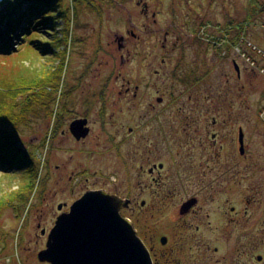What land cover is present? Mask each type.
Instances as JSON below:
<instances>
[{"label": "rangeland", "instance_id": "1", "mask_svg": "<svg viewBox=\"0 0 264 264\" xmlns=\"http://www.w3.org/2000/svg\"><path fill=\"white\" fill-rule=\"evenodd\" d=\"M15 2L0 3V18H17ZM138 2L58 0L66 16L36 33L45 54L7 35L0 57L24 56L35 78L0 81V130L32 162L0 172V264H47L37 226L91 187L133 198L123 216L142 236L168 235L159 253L170 261L264 264V0H141L147 15ZM79 117L87 136L63 135ZM239 126L248 158L235 160ZM153 163L164 166L153 178L138 170Z\"/></svg>", "mask_w": 264, "mask_h": 264}, {"label": "water", "instance_id": "2", "mask_svg": "<svg viewBox=\"0 0 264 264\" xmlns=\"http://www.w3.org/2000/svg\"><path fill=\"white\" fill-rule=\"evenodd\" d=\"M85 125V120L71 123L70 132L77 140L87 136ZM242 138L240 134V141ZM194 203V200L186 202L183 210ZM128 205V200L103 190L85 192L71 204L68 212L56 218L45 248L37 254L38 261L47 264H153L132 222L121 214Z\"/></svg>", "mask_w": 264, "mask_h": 264}, {"label": "trees", "instance_id": "3", "mask_svg": "<svg viewBox=\"0 0 264 264\" xmlns=\"http://www.w3.org/2000/svg\"><path fill=\"white\" fill-rule=\"evenodd\" d=\"M20 1L22 2L20 3ZM57 1L58 0H19V2H15V4L12 3L11 7L13 5L15 6L14 12L17 13V18L12 19L13 21L10 19L12 15H6L3 18H0V26L4 25L5 31H1L2 28L0 27V40H2L0 41V53L2 52L6 54L10 50V46L8 47L5 45L7 35L10 33H18V31L22 33L19 41L26 42V47L32 46L39 50L41 54L47 53V50L43 48L44 44L39 40L41 37H38L36 33L38 34L39 27H46L48 24L53 27L57 26L59 22H54L55 16H60L59 18H61V20L66 16V11L64 10L59 14L58 11L53 10L57 8V5H54ZM51 11H54V15L46 17L45 14ZM42 14L44 15L41 16ZM42 29L43 28H41V30ZM42 32L50 36L48 32ZM3 110L4 108L0 109L1 112H3ZM10 119L11 118L9 117L7 120ZM4 123L5 126H9L8 121H4ZM12 128L14 129V127ZM13 134L14 133H12V135ZM13 142L11 134L0 130V172H15L29 167L30 161L28 160V157H26ZM31 184L32 183L26 188H29Z\"/></svg>", "mask_w": 264, "mask_h": 264}, {"label": "flooded vegetation", "instance_id": "4", "mask_svg": "<svg viewBox=\"0 0 264 264\" xmlns=\"http://www.w3.org/2000/svg\"><path fill=\"white\" fill-rule=\"evenodd\" d=\"M140 2H141V0H140ZM140 2H138V4H137L138 7L140 8V11L144 15L149 14L150 13V11L148 9L149 6L146 3H140ZM151 15L154 16V13H151ZM171 32L172 31H164V37H163V43H162V45L164 44L162 46L163 48L165 47V44L168 42V39H170L169 36L171 35ZM127 33L129 35H131V37L134 38V39H136V40H137V38H140V36L138 34H135L132 30L129 31V32H127ZM125 35L122 34V35H120L119 37L116 38L117 41H118V44L120 45L119 46L120 47L119 49H123L122 48L123 45L125 46L124 41L126 40V38H128ZM173 48H174V50L176 49L175 43H174V47ZM159 63L160 64H165L166 61L164 59H161L159 61ZM234 65H235V68L234 69L236 70L237 76L239 77V71H238L237 65L235 64V61H234ZM156 73H158V71ZM135 90H136V92L138 91V86L135 88ZM130 92H131V87L128 86V88H126V90H125V94L128 95ZM161 101H162V99L159 98V97H157V102L158 103H161ZM83 118H85V117L76 118V119L72 120L71 122H74L75 120H83ZM89 119H90L89 117L85 118V120H87V126H88V128H90V126H91L90 123H89V121H88ZM216 125H217V120H215L213 118V120L210 122V124H208L209 127L212 126L213 130L212 131H209V127L205 130V133H206L205 134V137H204L205 140H206L205 142H206L207 146L210 147V148L215 147L216 144H217V142H218L217 139L219 138V135L214 131V127ZM62 134L63 135H68L69 137L72 136V134L70 133V130H68L67 132H63ZM240 134H242V131H241V127L239 126L238 127V138H237V140L235 138L232 139L233 146H232V150L231 151H232V156L234 157L233 159H235V160L237 158H239V159H246V158H248L247 152H246L247 151V146H246L245 141H243V138H242V141H240V139H239ZM76 142H80V141H76ZM221 147L223 149V146H221ZM226 156H227V158L231 157V155L229 153H227ZM231 164L232 165H235V162L233 161ZM163 168H164L163 164H161V163H157V164L156 163H153V164H150V165L142 164V165H140L138 167V170L141 172L142 175L149 176V177H152L153 178L154 174L155 173H158L159 174L160 171L163 170ZM69 178L71 180V177H69ZM153 180L156 181L155 179H153ZM96 190H102V189L96 188V187L86 188L81 193V195L78 198H80L85 192H88V191H96ZM103 191H105V190H103ZM106 192L111 193L113 195H116V196L120 197L123 200H128L129 201V205H128V207L126 209H130L132 207L133 198L131 199V198L123 197L120 194L115 193V192H109V191H106ZM189 200H194L195 203L188 210H183L184 204L187 201H189ZM197 203H198V200L195 197H191L190 199L186 200L185 202H182V205L178 209V214H180L181 217L182 216L185 217V216L189 215L190 213H192V212L195 211L194 209L197 206ZM66 205H67L66 203H63V204H58L56 206V210L59 211V214H56V216L54 218H50L49 219V221L51 222V224L48 227V229L40 228V225L37 226V228L39 229L40 237H43V238H45V240H47V236H48L50 230L52 229V227L54 226V223L56 221V218L61 213H64V212H68L69 211V207L71 205H68V206H66ZM145 205H146V203H145L144 200H141L138 203V206H140L141 208L144 207ZM126 209H123V210H126ZM122 211H121V214L123 215ZM132 224H133V222H132ZM133 226H134V224H133ZM136 231H137L138 236L140 237V239L143 241V243L145 244L146 248L148 249L153 264H183L182 261L179 260V259H175V260L170 261L169 260V257L165 256V254H160L159 253V252L165 251V249L167 247H169L170 239H169L168 235L167 236H165V235H162V236H160V235H151L149 237V236H146V235L145 236L140 235L139 234V231L137 229H136ZM163 240H164V242H162ZM258 258H260V260ZM261 258H262L261 256H256V260H258V261H261Z\"/></svg>", "mask_w": 264, "mask_h": 264}, {"label": "clouds", "instance_id": "5", "mask_svg": "<svg viewBox=\"0 0 264 264\" xmlns=\"http://www.w3.org/2000/svg\"><path fill=\"white\" fill-rule=\"evenodd\" d=\"M24 60V56L11 59L0 57V81L34 79L33 69L25 66Z\"/></svg>", "mask_w": 264, "mask_h": 264}, {"label": "bare ground", "instance_id": "6", "mask_svg": "<svg viewBox=\"0 0 264 264\" xmlns=\"http://www.w3.org/2000/svg\"><path fill=\"white\" fill-rule=\"evenodd\" d=\"M2 2H3V0L0 1V3H2Z\"/></svg>", "mask_w": 264, "mask_h": 264}]
</instances>
